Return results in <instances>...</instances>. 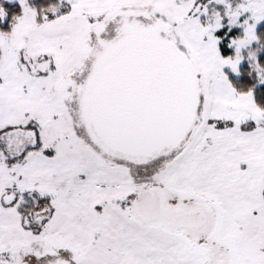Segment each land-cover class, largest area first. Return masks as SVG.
<instances>
[{
	"label": "snow or ice",
	"instance_id": "1",
	"mask_svg": "<svg viewBox=\"0 0 264 264\" xmlns=\"http://www.w3.org/2000/svg\"><path fill=\"white\" fill-rule=\"evenodd\" d=\"M0 264H264V0H0Z\"/></svg>",
	"mask_w": 264,
	"mask_h": 264
}]
</instances>
